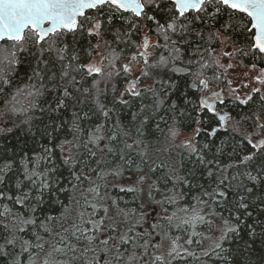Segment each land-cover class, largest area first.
<instances>
[{
	"label": "snow or ice",
	"instance_id": "1",
	"mask_svg": "<svg viewBox=\"0 0 264 264\" xmlns=\"http://www.w3.org/2000/svg\"><path fill=\"white\" fill-rule=\"evenodd\" d=\"M0 264H264V0H0Z\"/></svg>",
	"mask_w": 264,
	"mask_h": 264
},
{
	"label": "rangeland",
	"instance_id": "2",
	"mask_svg": "<svg viewBox=\"0 0 264 264\" xmlns=\"http://www.w3.org/2000/svg\"><path fill=\"white\" fill-rule=\"evenodd\" d=\"M225 63H227V59H225ZM245 63H247V62L245 61ZM244 71H245V69L243 67H239L235 70V72L232 73V75L234 77H237L238 79H243V77L241 76V73H243Z\"/></svg>",
	"mask_w": 264,
	"mask_h": 264
},
{
	"label": "trees",
	"instance_id": "3",
	"mask_svg": "<svg viewBox=\"0 0 264 264\" xmlns=\"http://www.w3.org/2000/svg\"><path fill=\"white\" fill-rule=\"evenodd\" d=\"M20 86L23 87V83H21ZM120 86H122V82L120 83V85H118V87H120Z\"/></svg>",
	"mask_w": 264,
	"mask_h": 264
}]
</instances>
